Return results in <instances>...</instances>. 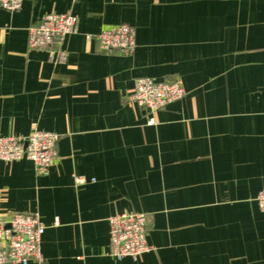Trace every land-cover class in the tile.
<instances>
[{
	"label": "crops",
	"instance_id": "crops-1",
	"mask_svg": "<svg viewBox=\"0 0 264 264\" xmlns=\"http://www.w3.org/2000/svg\"><path fill=\"white\" fill-rule=\"evenodd\" d=\"M49 13L74 16L75 31L29 49ZM119 24L135 30L130 55L98 48ZM137 77L180 80L185 95L150 114L130 99ZM33 130L59 136L46 174L0 160V220L36 213L44 226L27 264H264V0L0 9V138ZM122 212L152 219L137 260L110 255Z\"/></svg>",
	"mask_w": 264,
	"mask_h": 264
},
{
	"label": "built area",
	"instance_id": "built-area-1",
	"mask_svg": "<svg viewBox=\"0 0 264 264\" xmlns=\"http://www.w3.org/2000/svg\"><path fill=\"white\" fill-rule=\"evenodd\" d=\"M23 0H0V9L13 12L21 7ZM76 18L69 13H49L39 24L28 29L29 49L50 47L56 38L75 31ZM99 50L117 51L130 55L135 49V30L128 24H119L101 30L95 36ZM55 55V51H50ZM185 89L180 80L155 81L149 77H137L130 99L150 114L161 110L169 103L181 99ZM153 118L148 120L153 123ZM58 134L33 130L26 137L7 136L0 138V160L10 162L26 158L33 162L39 174H46L53 165ZM77 182L83 181L76 178ZM255 201L264 212V190ZM151 216L144 212H122L111 216L109 222L110 255L116 260L129 257L139 259L149 251L146 241ZM44 226L36 213H12L0 220V264H27L29 260H41L40 238Z\"/></svg>",
	"mask_w": 264,
	"mask_h": 264
}]
</instances>
